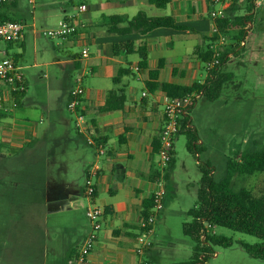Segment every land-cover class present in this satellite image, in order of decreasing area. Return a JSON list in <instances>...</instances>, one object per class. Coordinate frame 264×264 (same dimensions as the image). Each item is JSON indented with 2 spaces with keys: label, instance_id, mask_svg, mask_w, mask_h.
Instances as JSON below:
<instances>
[{
  "label": "crops",
  "instance_id": "obj_1",
  "mask_svg": "<svg viewBox=\"0 0 264 264\" xmlns=\"http://www.w3.org/2000/svg\"><path fill=\"white\" fill-rule=\"evenodd\" d=\"M21 3L22 0H14L5 5L2 8V16L7 19L19 16L22 13ZM58 4L64 5L63 14L46 13L44 20L49 26H56L61 20L76 15L68 11V7L74 9L76 7L64 0L43 3L46 12L54 10ZM88 4V12L81 16V20L87 26L85 34L89 57L82 58L71 52H68L67 59L44 56L46 65L60 68H64L65 65L70 72L77 73L76 79L82 78L86 93L81 113L87 127L86 135L78 134L76 120L68 111L66 114L59 106L58 109L49 103L31 101L27 98L26 77L25 95L17 105L6 88L0 86V93H3L5 99L0 114V166L6 178L4 191L0 195V203L6 204L1 207L4 217L0 218L4 220L0 223V236L1 240L2 235L4 240H9L12 229L15 230L16 227L20 229L17 237L30 233L31 243L15 242L11 245V254L32 264H41L48 249L45 244L47 238L45 224L49 216L72 212L70 214L74 217V213L76 215L81 213L82 209H87L85 207L88 201L85 203L83 199L82 180L77 177L63 183L59 180V185L52 192L45 188L49 154L57 152L56 139L68 140L73 137L72 128L77 137L86 142L90 137L106 148V154L99 156L93 147V159L80 145L78 146V140L72 149L73 152L81 153L82 163H88L86 174L93 167L99 169L95 203L105 211L103 229L88 264H140L141 258L135 254L134 249L138 246V238L141 236L142 204L162 189L166 193V182L171 180L176 167L175 164L174 169L168 173L169 176L167 178L164 176L161 182L149 179V176L154 174L158 162V157L153 156V141L160 135L164 123L165 98L160 91L151 94L147 90L149 72L162 65L158 79L161 83L180 86H192L196 82L203 84L207 72L204 64L193 54L197 46L204 44L205 38L214 37L216 22L211 19V13L224 11L225 17L231 22L227 29L231 36L236 35L242 27L247 32L254 27L249 19H244L248 15L247 0H170L163 6L153 5L148 0H89ZM35 7L29 9L33 20ZM141 13L150 18L173 17L178 25L186 26L188 30L160 28L147 35L133 33L123 36L109 32L108 18L122 16L132 20ZM20 18L26 19L25 16ZM243 22L245 25L241 26ZM27 28L32 26L27 25L21 42L9 45L10 48L21 45L20 53L16 55L17 59L25 54ZM32 34L36 43L38 36L34 34L33 28ZM51 41L53 49L57 51L77 43L71 39ZM128 42H133L135 48L145 45L149 55L148 69L139 70L138 54L122 53L115 56V44ZM204 45L206 47V43ZM46 50L45 46L39 47V52L46 53ZM132 57L136 60H131ZM121 68H127L131 73L124 76L120 84H115L113 79ZM88 76L93 80L87 81ZM131 81L136 82L139 87L133 86ZM118 88L126 91L125 107L114 112L101 111L107 93ZM70 92L71 89L68 99ZM68 102L67 100V105ZM40 111L41 114H38ZM49 141H53L54 144L51 153ZM63 160L64 158L59 162V166L67 171L68 166ZM78 165L76 164L73 170H77ZM76 223L77 220L73 225ZM81 227L76 239L69 237L61 247L62 254L57 264H73L78 253V247L75 248V245L79 246L91 229L89 222ZM19 242H22L21 238ZM152 245L144 256L149 262L153 261ZM0 246L3 247L1 244Z\"/></svg>",
  "mask_w": 264,
  "mask_h": 264
},
{
  "label": "rangeland",
  "instance_id": "obj_2",
  "mask_svg": "<svg viewBox=\"0 0 264 264\" xmlns=\"http://www.w3.org/2000/svg\"><path fill=\"white\" fill-rule=\"evenodd\" d=\"M52 0H35V19L29 13L32 5L28 0H22V13L19 16L11 18L12 20L22 21L28 26L36 24L37 29H48L53 26L47 25L44 17L48 14L62 15V7L58 4L54 10L46 12L44 2ZM59 1V0H57ZM63 1V0H60ZM261 6L256 9L250 21L254 25L249 30L244 40L245 48L241 49L240 54L231 55L225 64L223 71L234 75V79L224 86L222 96L217 101H208L204 97L199 99L190 110L189 115L192 119L194 128L197 130L202 149L199 159L201 162L209 163L215 169V177L221 179L225 174L226 163L229 159H235L236 154L255 147L264 149V0H261ZM67 4V3H65ZM68 5V4H67ZM70 6V5H68ZM70 14H77L76 8L68 7ZM30 15L29 17H27ZM25 16L26 19L22 20ZM20 19V20H19ZM28 39L25 44L24 56L17 59L19 66H23L22 72L28 81L27 98L31 101L49 103L55 107H61L66 113L69 111L68 105L71 99H68L69 90L76 88V72H70L64 65V68L55 65H46L44 56H58L60 59H67L68 52L76 55L82 53V43H75L72 46L63 47L61 51L54 50L51 40L43 36L36 37V43L33 40L32 28H27ZM238 34V33H237ZM229 38L228 44L232 43ZM45 46L46 53L39 52V47ZM91 48V46H90ZM0 49L7 50L10 57H17L20 53L21 45H15L10 48L5 43L0 44ZM92 50V49H91ZM94 50V49H93ZM135 61L136 58L132 57ZM61 69V70H59ZM87 81L93 80L88 76ZM133 86L139 85L131 81ZM89 83V82H88ZM71 94V92H70ZM68 105L66 104V101ZM58 107V109H59ZM41 114V111L38 113ZM67 114V113H66ZM72 128V125H71ZM72 138L56 139V154H49V168L45 188L52 192L56 186L68 180L77 177L82 180V187L85 190V180L87 177V162H81V153L73 152V146L80 145L82 150L89 153L93 159V147L87 144L85 140L71 129ZM50 153L54 146L53 141H49ZM176 167L171 180L166 182V194L163 200V207L156 216L153 225L154 232L145 235V239L150 241L153 251V261L151 264H178L188 261L194 253V241L183 232V224L192 219L188 216V211L197 204V192L201 181V169L198 166L197 157L187 149V137L180 134L176 141ZM91 149V150H90ZM90 150V151H89ZM68 166V170H62L59 162L62 161ZM71 159H77L71 161ZM79 164L77 170L73 167ZM0 166V195L4 191L6 178L2 173ZM237 187H247L255 195L264 192V173L257 174L248 178H235ZM109 195H107L108 197ZM85 203L88 201L83 192ZM89 204V201H88ZM6 206L0 203V217L2 216L1 207ZM88 205L85 207L87 208ZM72 212L65 214L51 215L45 224L47 231V251L42 258L41 264H57L58 258L62 254L61 247L65 241L71 237L76 239L89 220L86 216V209L77 213L74 217ZM4 219L0 218V223ZM77 223L73 225V222ZM28 222V220H27ZM17 225V223L15 224ZM90 225V222H89ZM4 230V229H3ZM6 230V229H5ZM20 233L18 227L12 229L10 239L2 240L0 236V264H32L23 258H15L11 254V245L18 243L29 244L30 233L17 237ZM215 233L231 238L235 243L229 248L214 247L215 255H212L203 264H264V260L251 258L239 241L248 244H257L260 242L256 237L231 231L229 229L215 228ZM21 238L22 242H19ZM23 239V240H22ZM74 243V242H73ZM82 243L78 247L81 248Z\"/></svg>",
  "mask_w": 264,
  "mask_h": 264
},
{
  "label": "trees",
  "instance_id": "obj_3",
  "mask_svg": "<svg viewBox=\"0 0 264 264\" xmlns=\"http://www.w3.org/2000/svg\"><path fill=\"white\" fill-rule=\"evenodd\" d=\"M156 6H163L170 0H148ZM236 1V0H233ZM248 6L246 20L253 17L256 10L253 0H247ZM3 19H7L2 16ZM109 20V32L117 35H128L138 33L147 35L160 28H170L175 30H188V27L178 25L173 17H147L143 13L129 20L122 16H112ZM231 22L224 17L218 19L216 25L221 34L226 36L227 41L220 44L219 34H214L212 38H205L204 44L195 48L194 57L202 64H209L214 60L218 63L209 70L205 82H196L192 86H180L171 83H161L158 81L162 65L156 70H150V80L146 83V88L151 94L162 92L169 98H183L195 92H203V97L208 101H217L221 98L224 86L234 79V75L226 73L223 68L231 55H238L244 46L247 37V30L242 27L234 36L230 35L228 28ZM244 22L241 26H244ZM229 38L233 42L228 44ZM122 53L126 55L138 54L139 70L148 69L149 55L145 45L135 48L133 42L117 43L114 46L115 56ZM16 62V57L13 58ZM127 68H121L117 76L113 79L115 84H120L121 79L130 74ZM26 91L11 92L10 96L19 104ZM127 101L126 91L123 88L113 89L107 93L105 105L101 108L103 112H114L122 110ZM184 134L187 137V149L197 157V164L201 169L202 178L197 192V204L188 211L191 217L190 222L183 224V232L190 237L194 243V253L192 257L178 264H203L212 255H215L214 247L229 248L235 242L224 235H219L213 229L220 227L234 232L256 237L260 240L257 244H248L239 241L245 252L253 259L264 260V192L255 195L247 187H237L235 178H248L264 173V149L251 147L243 153H238L235 159H229L226 163L225 174L221 179L215 177V169L207 162L203 163L199 159L202 143L197 130L194 128L190 115H186L180 121V131L177 136ZM160 149V135L153 141V156H157ZM169 170L165 174L167 178L176 164V153L174 152ZM157 175L149 176L151 181H158ZM154 207V195L146 199L142 204V219H147L151 215ZM153 230V226L140 227L141 233H148ZM203 237L205 238L203 240Z\"/></svg>",
  "mask_w": 264,
  "mask_h": 264
},
{
  "label": "built area",
  "instance_id": "obj_4",
  "mask_svg": "<svg viewBox=\"0 0 264 264\" xmlns=\"http://www.w3.org/2000/svg\"><path fill=\"white\" fill-rule=\"evenodd\" d=\"M14 0H0V44L6 45L17 44L23 40L27 24L22 21L2 18V8L12 3ZM71 3L76 7L77 14L72 17L61 20L56 26L48 29H37L33 24L32 28L34 34L43 36L49 39H71L74 42L82 43V58H88L90 55L87 37L85 34L86 24L81 20V16L88 12L89 0H64ZM217 1V0H214ZM255 7L260 6L261 0H253ZM32 8L35 7V0H28ZM225 17L224 11L219 10L211 13V19L215 22L218 19ZM214 34H219L220 44L227 41L226 36L221 34L218 26L215 24ZM244 46V43H241ZM218 61L214 60L209 64H204L207 75ZM138 70V68H137ZM77 86L71 91V99L68 105L69 111L74 115L76 120V131L79 135H86L87 127L84 123V117L81 113L83 98L85 96V88L83 86L82 78L76 79ZM0 86L6 88L11 92H23L25 90V75L22 68L16 61L8 55L7 50L0 49ZM145 95V94H144ZM203 97V92H195L183 98H169L165 95L164 98V123L160 132V149L158 152V162L154 169V174L159 176L158 181L161 182L162 178L169 170V165L174 158V142L175 138L180 131V121L183 117L189 114L190 110L194 107L199 99ZM4 95L0 93V114L3 110ZM88 145L94 147L99 156L106 154V148L103 144H99L92 140L90 137L87 139ZM99 177V169L93 167L88 173L85 182L84 195L89 201L86 209V217L90 222V231L82 242L81 248L77 253L73 264H88L89 258L93 253L94 247L98 241L100 232L103 229V222L105 211L99 207L96 201L98 192L97 179ZM165 190H160L154 194V207L151 215L147 219H142L141 227L146 228L153 226L156 216L162 210ZM215 232V229H213ZM150 230L148 233H151ZM148 233H141L138 238V246L134 249L135 254L141 258L140 264H151L149 260L144 259L147 250L151 244L145 239ZM205 238L203 237V240Z\"/></svg>",
  "mask_w": 264,
  "mask_h": 264
}]
</instances>
